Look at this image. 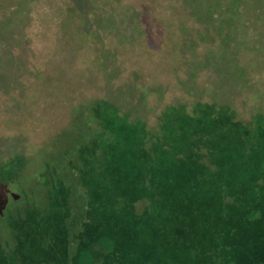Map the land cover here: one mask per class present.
<instances>
[{"label":"rangeland","instance_id":"374dc122","mask_svg":"<svg viewBox=\"0 0 264 264\" xmlns=\"http://www.w3.org/2000/svg\"><path fill=\"white\" fill-rule=\"evenodd\" d=\"M261 96L264 0H0V264H264Z\"/></svg>","mask_w":264,"mask_h":264},{"label":"trees","instance_id":"16d2710c","mask_svg":"<svg viewBox=\"0 0 264 264\" xmlns=\"http://www.w3.org/2000/svg\"><path fill=\"white\" fill-rule=\"evenodd\" d=\"M264 97L261 96L258 99L257 104L255 105V110L252 112H245L243 114L235 113L234 111H231V113H226V116L228 117V124L229 129L227 130H221L224 133H220V130H212L214 134H220L223 138L226 139L225 144H221L218 140L215 142L214 147L219 150L220 153H235L236 157L238 159L242 158H254L256 161L255 168L259 175H264V169L263 166L259 163L262 160H264V150L262 149V144L264 141L260 142L259 150H257L255 147H253V141L248 140L246 138L247 131L249 129V126H257L258 130L256 137H264V109L262 107ZM223 103L231 104V101H223ZM227 109V108H226ZM228 112V111H227ZM195 117L202 116L203 118H208L209 115L206 112H194ZM210 135V134H208ZM224 135V136H223ZM209 138V137H208ZM259 161V162H258ZM241 166L237 165L235 171H230V174L225 177V180L230 182H239L243 186V189L245 191L249 190L248 186V179L247 175L248 173L245 170H240ZM259 206L264 207V201L258 203Z\"/></svg>","mask_w":264,"mask_h":264}]
</instances>
